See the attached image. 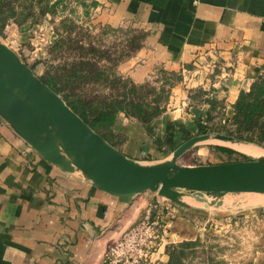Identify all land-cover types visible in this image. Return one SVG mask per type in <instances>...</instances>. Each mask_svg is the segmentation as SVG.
<instances>
[{"label": "crops", "instance_id": "1", "mask_svg": "<svg viewBox=\"0 0 264 264\" xmlns=\"http://www.w3.org/2000/svg\"><path fill=\"white\" fill-rule=\"evenodd\" d=\"M87 18L145 33L141 46L116 65L118 74L137 84L153 81L159 69L181 75L152 121V135L122 112L111 127L109 143L144 163L169 158L183 141L209 133L216 118L228 124L240 91L264 74V0H90ZM34 26L8 23L6 44L15 49ZM43 29L50 39L52 26ZM193 148L199 165L234 162L264 155V140ZM127 197L98 189L79 171L63 172L48 163L0 117V264H101L106 245L149 203L166 226L149 264H167L175 244L195 237L189 214L201 202Z\"/></svg>", "mask_w": 264, "mask_h": 264}, {"label": "water", "instance_id": "2", "mask_svg": "<svg viewBox=\"0 0 264 264\" xmlns=\"http://www.w3.org/2000/svg\"><path fill=\"white\" fill-rule=\"evenodd\" d=\"M0 117L45 161L63 172L79 171L98 189L117 197L151 191L180 205H187L183 198L189 196L205 206H220L228 193H264V155L216 164L178 163L187 150L210 138L238 141L224 133L194 135L169 158L154 163L126 156L87 125L1 40Z\"/></svg>", "mask_w": 264, "mask_h": 264}, {"label": "trees", "instance_id": "3", "mask_svg": "<svg viewBox=\"0 0 264 264\" xmlns=\"http://www.w3.org/2000/svg\"><path fill=\"white\" fill-rule=\"evenodd\" d=\"M69 5L68 0H0V33L10 22L21 26L34 23L39 16L60 14L64 31L56 36L53 49L61 51L68 46L73 54L63 57L57 66H51L54 71H46L45 77L40 79L106 141L111 140V127L121 112L139 120L152 135V121L164 110L169 88L181 75L159 69L153 81L137 84L116 73L114 67L141 46L145 33L131 28L102 26L101 34L120 31L125 37L121 45L123 48L113 57L107 47L99 49L91 40L81 43L78 32L66 24L64 10ZM86 6L85 15L89 11V5ZM91 56H101L103 63ZM102 89L106 91L101 92ZM208 102L212 109L217 107L214 100L209 99ZM233 108L231 121L223 125L216 118L211 131L261 145L264 140V74L256 76L249 90L240 91ZM214 147L223 149L218 145ZM204 248L199 238L180 241L174 245L167 264H190L198 250ZM200 260L202 264H224L222 259L209 254L207 257L201 256Z\"/></svg>", "mask_w": 264, "mask_h": 264}, {"label": "rangeland", "instance_id": "4", "mask_svg": "<svg viewBox=\"0 0 264 264\" xmlns=\"http://www.w3.org/2000/svg\"><path fill=\"white\" fill-rule=\"evenodd\" d=\"M68 1L70 7L64 10V13H66L64 15L67 17L66 24L72 27L74 32L75 30L78 32L81 43L85 44L91 40L99 49L107 47L113 57L117 56L119 54L118 51L123 48L121 46L124 44L125 38L123 33L120 31H106V33L101 34L102 26L92 23L90 18L85 15L86 5H89L90 0H84L83 3L80 0ZM59 15L47 14L39 16L37 21L31 23L35 25V28L29 30L19 46L14 47L13 45L15 48L13 50L24 62L32 67V70L39 78L45 77L46 71H54L51 66L60 64L63 57L73 54V51L68 46L61 51L53 49L56 36L64 31L63 26L60 24L62 17L60 18ZM47 24H50L53 29V35L50 39L46 37V33L43 32L44 29L39 30V27H44ZM5 31L4 27L0 33V40L6 44L8 40ZM37 47L39 48L37 49ZM100 55H103V53ZM91 57L96 58L94 56ZM96 59H98L99 63H103L101 56ZM115 67L114 71L117 73ZM105 91V89L101 90V92ZM216 133L209 132L211 136ZM110 138V141L114 140L112 136ZM206 142L223 143L210 138L198 144L201 146V144L203 145ZM195 149L192 147L182 154L178 158V163L199 165L200 160L194 153ZM246 158L249 159L248 157H242L241 160H247ZM140 194L151 195L152 197H158L162 201L170 202L158 196L155 192L144 191ZM183 199H190V197L185 196ZM208 199L210 200L211 197H208ZM260 200H264V193H228L222 197L223 202L220 206H205L201 202L199 207H192V212L189 214V220L195 236L192 239L199 238L205 248L204 250H198V257L196 256L190 264H202L201 256L207 257L208 254L222 259L224 264H264V201L260 202ZM149 204L141 208V215Z\"/></svg>", "mask_w": 264, "mask_h": 264}, {"label": "built area", "instance_id": "5", "mask_svg": "<svg viewBox=\"0 0 264 264\" xmlns=\"http://www.w3.org/2000/svg\"><path fill=\"white\" fill-rule=\"evenodd\" d=\"M165 233L160 213H155L149 204L134 224L106 245L101 264H149L165 240Z\"/></svg>", "mask_w": 264, "mask_h": 264}, {"label": "bare ground", "instance_id": "6", "mask_svg": "<svg viewBox=\"0 0 264 264\" xmlns=\"http://www.w3.org/2000/svg\"><path fill=\"white\" fill-rule=\"evenodd\" d=\"M247 200H248V199H247ZM247 200H246V201H247ZM261 201H264V200H260V202H261ZM258 202H259V201H258ZM235 204H236V203H235Z\"/></svg>", "mask_w": 264, "mask_h": 264}]
</instances>
